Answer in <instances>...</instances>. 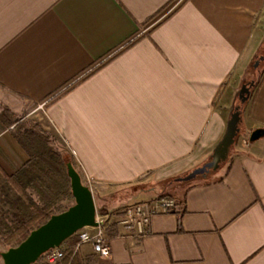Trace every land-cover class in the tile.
<instances>
[{
  "label": "crops",
  "instance_id": "obj_1",
  "mask_svg": "<svg viewBox=\"0 0 264 264\" xmlns=\"http://www.w3.org/2000/svg\"><path fill=\"white\" fill-rule=\"evenodd\" d=\"M263 37L264 0H0V193L30 159L16 135L31 119L15 120L14 110L32 105V121L71 155L97 212L111 214L110 256L83 244L81 258L264 264V136L249 139L264 129V76L228 168L187 185L181 199L158 194L185 212L152 215L143 237L119 224L148 182H182L211 160ZM121 187H133L123 200Z\"/></svg>",
  "mask_w": 264,
  "mask_h": 264
},
{
  "label": "trees",
  "instance_id": "obj_2",
  "mask_svg": "<svg viewBox=\"0 0 264 264\" xmlns=\"http://www.w3.org/2000/svg\"><path fill=\"white\" fill-rule=\"evenodd\" d=\"M254 59L264 60V37ZM263 76L264 72L253 85L251 81L244 82L252 86L250 94L260 84ZM247 101L248 99L245 104ZM243 108V105L238 106L240 112L238 127L243 120ZM233 111L234 108L231 112ZM22 126L25 128L19 131L16 137L29 153L30 159L16 174L5 177V182L1 186L0 245L4 249L18 245L31 230L43 224L51 215L66 210L74 202L67 175V163H73L72 159L54 145L51 135L38 123L26 120L22 122ZM237 136L238 134L235 140ZM229 162L226 159L214 172L220 171L222 165L227 169ZM181 203H184V200L178 204ZM184 212V207L172 211L178 217ZM109 235L114 236L115 232H110ZM68 241L75 242V237H69ZM34 264L46 263L41 262L39 258ZM61 264H95V261L91 258H81L78 253L73 254L70 251Z\"/></svg>",
  "mask_w": 264,
  "mask_h": 264
},
{
  "label": "water",
  "instance_id": "obj_3",
  "mask_svg": "<svg viewBox=\"0 0 264 264\" xmlns=\"http://www.w3.org/2000/svg\"><path fill=\"white\" fill-rule=\"evenodd\" d=\"M249 96V86L242 84L238 92L239 99L244 102ZM239 120L240 112L238 107H235L227 122L225 133L211 155V160L178 180L188 181L207 173L210 169H217L220 162L227 158L229 148L234 143ZM263 136L264 129L257 128L250 133L249 139L254 141ZM67 175L70 179L73 204L66 210L51 215L43 224L31 230L18 245L2 251L0 256L3 264H34L43 253L57 247L78 230L99 225L96 221L97 208L92 190L82 182L80 174L71 162L67 163Z\"/></svg>",
  "mask_w": 264,
  "mask_h": 264
},
{
  "label": "built area",
  "instance_id": "obj_4",
  "mask_svg": "<svg viewBox=\"0 0 264 264\" xmlns=\"http://www.w3.org/2000/svg\"><path fill=\"white\" fill-rule=\"evenodd\" d=\"M181 1V0H179ZM178 3V1L176 2ZM50 96L38 105V109L43 110L53 99ZM176 201L169 196H162L150 202H138L125 205L121 212L119 224L130 233L137 237L146 236L149 232L150 218L158 213H170L175 209ZM111 214L96 213V227H84L78 230L73 236L75 242L71 243L68 239L62 241L57 247L47 250L41 255V262L46 264H61L68 252L78 253L83 244H90L93 252L99 258L110 256V243L105 236L106 221Z\"/></svg>",
  "mask_w": 264,
  "mask_h": 264
},
{
  "label": "rangeland",
  "instance_id": "obj_5",
  "mask_svg": "<svg viewBox=\"0 0 264 264\" xmlns=\"http://www.w3.org/2000/svg\"><path fill=\"white\" fill-rule=\"evenodd\" d=\"M255 62H257V65L256 66H255ZM263 72H264V60L261 61L260 59H256V60L254 59L252 61V63L250 64L249 68H247V71H246V74H245L244 78H245L246 81H251L252 83H255L258 80L259 76ZM251 87L252 86L249 85V90H251ZM245 102L246 101L241 102V100L238 97L235 100V103H234V105H233L232 108L238 107L240 105L245 106ZM5 104H6V100H4L3 98H0V116L2 115L3 109L6 106ZM33 108L34 107L32 105H27V106H23V108H21L20 110H14V111H16V113H15V116H16L15 120H20V119H23V118H25V119H31V120L32 119H35V113L36 112L33 111ZM243 110H244V108H243ZM17 126H18L19 130H22L23 126L21 124L20 125H17ZM241 128H242V125H241ZM241 133H242V130L240 131L238 137H240L242 135ZM245 137L248 138L247 135ZM53 143L55 144V146L57 148H59L60 146H61V148H63L62 147L63 145H61L59 142L56 143L53 140ZM63 152L65 153V155L68 158L70 157L72 159L71 155L68 152H66L65 150ZM221 163L222 162H220V164ZM223 170H224V166L222 165L220 171L214 172L215 170L210 169L205 174L197 175L193 179H190L188 181H182V182L176 181L177 178L175 179V181L172 180V181L165 182L163 184H156V183H153V182H148V180H147L148 183H147V186L146 187L147 188L150 187V188L149 189H146V187L144 186L143 188H145V190H142L141 192L139 191V193L136 196H134L133 201H130V202H132V203H138V202H141V201H151V200L157 199L158 194L160 192L165 193V194H169V195H172L173 197H176L178 199H181L182 196H183V193H184V188L187 185L193 184V183H199V182H203V181H206V180H211L213 178H216L220 173H222ZM182 177H184V176H182ZM132 190H133V187L132 188H130V187H121V189L119 190V193H121L120 198L123 200L124 198L128 197L129 196V193ZM120 202H121V200H120ZM126 202H128V201H126ZM123 203H125V202H123ZM115 210H117V209H115V207H114L110 211H115ZM5 250L6 249H4L0 245V253L2 251H5ZM40 261H41V258H40ZM0 264H3L1 256H0Z\"/></svg>",
  "mask_w": 264,
  "mask_h": 264
}]
</instances>
